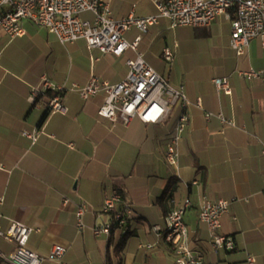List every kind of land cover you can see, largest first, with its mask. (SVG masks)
I'll return each instance as SVG.
<instances>
[{
	"label": "crops",
	"instance_id": "0c3cea01",
	"mask_svg": "<svg viewBox=\"0 0 264 264\" xmlns=\"http://www.w3.org/2000/svg\"><path fill=\"white\" fill-rule=\"evenodd\" d=\"M156 1L164 0L109 4L112 17L119 20L155 15ZM81 18L92 21L89 13ZM22 28L24 34L14 38L0 31L3 229L11 221L38 229L27 248L42 257L53 246L66 249L60 261L42 264H175V253L164 238V217L189 199L183 221L189 244L203 255V264H248V256L254 264H264V81L238 75L264 71V39L252 40L238 56L230 47V22L224 15L208 28L187 27L192 40L186 42L170 41L168 33L175 28L160 18L145 32H126L128 42L140 37L138 47L116 57L90 49L82 39L61 44L30 21H23ZM165 48L174 52L171 62L162 57ZM138 54L173 88H183L186 105L172 106L161 122L133 118L128 126L112 123L97 114L103 93L83 100L70 90L92 76L111 84L122 81L128 73L126 61ZM215 78L228 80L229 95L215 88ZM43 80L63 89L66 113L47 115L40 103L30 102V93L40 92ZM208 113L210 118L205 117ZM181 115L188 121L175 168L167 164L166 152ZM35 130V142L22 135ZM113 194L121 197L118 209L128 205L132 210L128 233L122 236L116 230L96 237L92 228L110 222L102 206ZM202 199L230 202L219 234L233 239V250H211L207 227L198 218ZM81 203L86 212L78 230ZM15 247L0 237L2 256Z\"/></svg>",
	"mask_w": 264,
	"mask_h": 264
},
{
	"label": "built area",
	"instance_id": "2783aa9c",
	"mask_svg": "<svg viewBox=\"0 0 264 264\" xmlns=\"http://www.w3.org/2000/svg\"><path fill=\"white\" fill-rule=\"evenodd\" d=\"M154 4L157 13L153 16L136 18L129 15L115 20L109 0H0V31L10 38L22 36V22L26 20L47 30L61 44L82 39L90 49L119 57L127 50L136 51L138 47L140 37L132 42L125 38L126 32L131 28L145 32L148 27L157 24L160 18L168 19L171 28H208L218 16L224 15L230 22V47L238 56L244 54L252 40L264 39V0H164ZM83 13L91 14L92 21L82 19ZM162 57L166 62H171L174 58L173 50L163 49ZM126 64L128 73L118 83L111 84L92 76L84 86L73 84L70 90L76 91L83 100L103 93L104 101L97 110L98 116L112 123L120 122L123 126H128L133 118H138L143 123H159L169 114L172 106L177 103L182 107L186 105L183 88H173L142 55L138 54L135 59L127 60ZM238 75L248 80L264 81V71L249 70L238 72ZM213 84L218 91L227 95L231 93L226 78H215ZM62 93L61 87L43 80L40 92L32 90L29 100L33 104L40 103L47 115L64 114L66 108L62 103ZM196 106H201L200 100H197ZM210 116V113L205 115L206 118ZM218 117L224 121L221 115ZM187 121L186 115L179 117L175 133L167 147L166 162L175 168L179 158L178 144ZM22 135L35 142L39 132L23 131ZM63 202L66 203L67 199ZM120 203L121 197L118 194L104 200L102 213L110 215L111 219L110 222L93 227L94 236L110 235L116 230L122 236L127 235L132 210L128 205L118 209ZM189 206V199H185L181 208L168 210L164 217V238L175 253V264H203V255L189 244L188 229L183 221ZM229 206L230 202L224 199L200 201L198 218L207 227L209 246L215 253L221 250L231 251L235 247L231 237L219 234L221 218L229 211ZM85 212L86 206L79 204L76 210L78 230L83 227L82 217ZM36 231L39 230L17 221H11L6 229L0 225V237L16 245L8 256L0 254V258L8 264L60 261L66 252L61 246H53L47 257L39 256L27 248L29 237ZM254 261L252 256L247 257L248 264H254Z\"/></svg>",
	"mask_w": 264,
	"mask_h": 264
},
{
	"label": "rangeland",
	"instance_id": "374dc122",
	"mask_svg": "<svg viewBox=\"0 0 264 264\" xmlns=\"http://www.w3.org/2000/svg\"><path fill=\"white\" fill-rule=\"evenodd\" d=\"M191 32L192 29L187 28V27H176L175 29L170 30L169 37H170V41L174 42L175 40H182L185 42L191 41ZM189 51V50H188Z\"/></svg>",
	"mask_w": 264,
	"mask_h": 264
},
{
	"label": "trees",
	"instance_id": "16d2710c",
	"mask_svg": "<svg viewBox=\"0 0 264 264\" xmlns=\"http://www.w3.org/2000/svg\"><path fill=\"white\" fill-rule=\"evenodd\" d=\"M125 238V237H124ZM124 238L119 242V244H118V249L122 246V244H123V242H124ZM0 263H1V261H0Z\"/></svg>",
	"mask_w": 264,
	"mask_h": 264
}]
</instances>
